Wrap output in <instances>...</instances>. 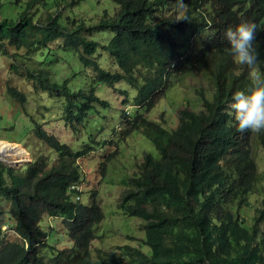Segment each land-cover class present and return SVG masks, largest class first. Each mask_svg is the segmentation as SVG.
Segmentation results:
<instances>
[{
	"label": "trees",
	"instance_id": "trees-1",
	"mask_svg": "<svg viewBox=\"0 0 264 264\" xmlns=\"http://www.w3.org/2000/svg\"><path fill=\"white\" fill-rule=\"evenodd\" d=\"M43 1L0 0L1 5L20 3L15 15L0 17V56L12 61L10 75L24 78L64 104L62 118L76 130L85 129L95 103L106 104L96 93L98 87L123 84L132 90L136 110L132 114L121 110L123 135L142 134L156 154L146 153L140 163L131 165L120 207L133 201L135 209L123 213L145 221L139 241L151 248L147 264H264V239L258 237L261 215L249 229L238 212L257 178L252 132L236 130L232 109L233 94H247L251 87L250 70L236 63L232 66L224 39L228 27L241 20L255 22L253 47L257 67L264 74V0H107L114 6L112 12L104 10L95 21L69 23L61 20L63 13L58 9L35 19L31 5ZM104 30L113 33L106 44L83 36ZM59 39L64 48L77 52L80 68H74L71 76L82 77L85 69L92 70L85 88H74L70 74L57 79L56 72L42 67L40 62L45 64L47 56L30 59L48 42ZM9 47L23 48V52L10 53ZM100 49L115 60L116 70L104 69L95 59ZM193 70L208 71L211 99L204 97L197 110L179 111L178 125L172 130L165 128L162 117L161 121L149 119L171 81ZM6 91L19 104L26 102L16 87L8 86ZM126 94L121 91L124 105ZM34 134L61 158L46 168L42 157L26 165L22 173L0 163V197L9 201L14 231L21 239L0 247V264H120L109 251L97 250L96 259L91 258L94 226L104 213L95 190L87 205L81 202L83 191L68 194L69 186L81 181L78 163L65 159L71 156L70 147L40 125L34 127ZM259 141L264 148V132ZM114 146L118 151L106 153L98 163L101 175L119 152L120 144L114 142ZM90 148L87 143L77 155ZM42 214L65 217L71 244L55 251L52 247L51 258L43 253L47 245L37 227Z\"/></svg>",
	"mask_w": 264,
	"mask_h": 264
},
{
	"label": "rangeland",
	"instance_id": "rangeland-1",
	"mask_svg": "<svg viewBox=\"0 0 264 264\" xmlns=\"http://www.w3.org/2000/svg\"><path fill=\"white\" fill-rule=\"evenodd\" d=\"M78 4L68 6V2L72 0H58V4L64 5L62 20L69 19L80 20L82 17L86 21H95L104 11H112V6L107 0H77ZM48 4L35 6V19L42 20L50 12L52 0H47ZM20 3L0 4V17L12 16L20 11ZM72 11L69 14L68 11ZM60 8V7H59ZM159 15V14H158ZM113 34L96 33L87 34L102 44H105ZM50 42L48 46L41 51H36L33 58L40 54L43 59L47 56L45 64L40 62L42 67L53 70L57 73V79L70 74V82L74 88L86 87L90 82L91 69H85L83 76L74 74L75 66L79 69L77 60V52L69 48H64L63 43L59 40ZM10 53L20 52L9 47ZM53 59V60H51ZM95 59L103 66L111 70H116L114 60L102 51H98ZM234 66V60H231ZM10 58L8 56H0V141L3 140L11 145H19L26 152L20 157V151L14 148L6 147L4 151L9 160L6 165L13 166L18 173H22L23 165L40 160L45 157L44 167H49L52 162H57L61 158V154L52 150L41 139L34 134V127L40 125L47 133L53 134L62 143L70 147L72 153L67 161L74 160L79 165L81 172V188L84 194L81 201H89L90 192L97 191L96 199L98 200L104 219L99 222L95 228L96 241L91 246V253L97 249L107 248L114 249L119 253L118 247L121 244L137 245L136 247L144 253L148 250L139 240L144 236V224L140 218H130L122 214V208L119 206L118 197L126 190L127 181L131 177V165L138 163L146 153L156 154L153 145L140 133L132 132L124 137L122 129L124 124L121 122V110L132 114L136 110V106L132 103V90L123 84H117L114 88L100 86L96 93L106 104L95 103V109L89 113L88 123L85 129H73L65 124L63 120L64 104L54 101L42 92L39 88L30 85L24 78L10 75ZM55 79V76L52 77ZM81 81V84L79 82ZM16 87L22 91L26 97V102L19 104L7 93V87ZM125 90L128 96V103L124 105L121 101L124 96L121 91ZM213 94V85L208 71H189L182 76H178L170 83L169 90L158 100L154 109L148 114L149 119L161 121V117L165 121V128L171 130L178 125V113L185 108L199 109L204 97L211 99ZM34 122V123H33ZM124 137V138H123ZM92 147L89 152L81 155L85 147V142ZM114 142H118L119 152L113 159L107 163L104 175H101L98 163L108 152L118 151ZM1 143V142H0ZM4 143V142H3ZM5 144V143H4ZM6 146V145H5ZM10 151V152H9ZM15 153H19L16 156ZM252 155L255 156L259 173L258 192L250 195L247 205L239 208V213L246 218L249 224L254 214V205L259 206V202L264 200V152L258 146V140L254 139L252 144ZM13 156V158H12ZM12 158V159H11ZM140 163V162H139ZM22 167L21 171L19 168ZM135 169V166H133ZM125 189V190H124ZM87 192V193H86ZM9 202L0 197V247L2 243L9 240L17 239L13 227L14 220L10 216ZM53 223L52 232H50L49 243L60 244L63 247H69L68 236L61 231L60 220ZM245 222V223H246ZM253 224L250 223V226ZM40 227L43 223L40 222ZM260 236H264V223L259 225ZM130 246V248H136ZM92 259H96L91 255ZM135 259L139 257L135 255Z\"/></svg>",
	"mask_w": 264,
	"mask_h": 264
},
{
	"label": "clouds",
	"instance_id": "clouds-1",
	"mask_svg": "<svg viewBox=\"0 0 264 264\" xmlns=\"http://www.w3.org/2000/svg\"><path fill=\"white\" fill-rule=\"evenodd\" d=\"M40 4H42L43 6H46L48 4V2H47V0H44L42 3L41 2H38V3L35 2V3H33L31 5V9L33 10V8H35V6L40 5ZM75 4H78L77 0H72V2H68V6L72 5V7H73V5H75ZM59 7H64V5L58 4V0H56V5L51 7V10H50L49 13H52L54 10L57 11V9H58L59 12L63 13V11H62L63 8H59ZM112 9H114V6H112ZM69 10H71V9H69V7H68V11ZM109 12H112V11H109ZM69 14H72V11H69ZM62 16H63V14H62ZM72 20L74 22H79V21L85 20V19H84V17H82L80 20H74L72 18L69 19L67 17L66 20H62V21H67L69 23ZM96 33H109V34H111L112 32L109 31V30L94 31L93 33L84 32L83 36H85L89 40L97 41L96 39L87 36V34L90 35V34H96ZM256 34H257V24L255 22H252V21H249V20H241L240 23H238L234 28L233 27H228L225 30V32H224V39L226 40V42L228 44V47L225 49V51L228 53V55H230L232 57V60H234V62L236 64L241 65V66H246L250 70L251 87L248 90L247 94L245 92H243V91H236L233 94V97H232V101H233L232 109H233V112H234V119L236 121V126H237L236 130L238 132H241V133H243L245 131H251L252 132V136H251L252 137V140H251V156L253 158L252 160H253V162L255 164V167H256V176H257V178H256V183H255V185L253 187L254 190H253L252 193H250V195H252V194L255 195L258 192V182H259V173H258V168H257V162L255 160V156L252 155V144H253L254 139L258 140V146L264 152V148H263L262 144L259 141V136L262 134V132H264V74H262L260 72L259 68L257 67V65L259 63L258 54L256 52V49L253 47V42L256 39ZM60 41L62 42V40H60ZM51 42H57V41L54 40V41H51ZM48 43H50V42H48ZM101 45H102V43H101ZM47 46H48V44L46 45V47ZM22 49L23 48L16 49V50L18 51V50H22ZM42 49H44V48H42ZM42 49H39L37 51H41ZM17 53H20V52H17ZM105 53H107V52H105ZM110 58H112V57L110 56ZM36 59H37V57H36ZM114 62H115V60H114ZM10 63H12L11 60H10ZM99 64L104 69H108L107 67L103 66L101 63H99ZM77 65H79V64H77ZM75 66H73V68H76ZM166 92H165V94H166ZM162 97L163 96H161V98ZM88 142H89V140H87V142H85V145ZM8 160H9L8 158H4V159L0 158V163L3 166L12 167L13 169H15L13 166L6 165L9 162ZM32 162L33 161H31L30 163L24 164L22 167L24 168L26 165L29 166V164H31ZM22 167L19 168L20 171H21ZM22 172H23V170H22ZM73 190H77L78 192L82 191L81 181L79 183H77V184H74V185L71 184L69 186V188L67 189V192H68V194L71 195V197H72V191ZM96 193H97V191H96ZM84 194H81V197ZM250 195L248 196V199H249ZM73 196L76 199H78V194H74L73 193ZM88 198H89V195H88ZM248 199H247V203L244 204V205L248 204ZM81 202L84 203L85 205H87L89 203V201L85 202L84 200L81 201ZM97 203L100 206L98 200H97ZM118 203H119V206H121L120 196L118 197ZM259 203H260L259 206H255L254 205V209H253L254 210V214L251 217V219L249 221V224L247 223L248 221L246 222V218L244 216H242L240 213L239 214L241 215L242 220L244 221V223H243L244 226L249 228V229L255 225L254 218L256 216H260L261 215V219L258 222V231L260 233L259 225L264 223V200H261ZM122 207H124V209H122V214H123V211H126V209H130V210L131 209H135V203L133 201H128ZM100 208H101V206H100ZM101 210H102V208H101ZM238 212H239V209H238ZM125 216H127V215H125ZM128 217L135 218V216H128ZM55 219H56V221L60 220L61 231L63 232V234L65 233L67 235L66 223L64 224V220H65L64 216H53L51 214H42L40 219L37 222V227L44 234L42 240L47 245L46 249L43 250V253L48 254L49 258H51V256H52V250H51L52 247L54 248L53 251L63 248V246H60V244L51 245L49 243L50 232H52V230H54L53 229V223H55L54 222ZM103 219H104V216H103ZM40 222L43 223V227H40ZM250 223L253 224V225L250 226ZM98 224L99 223H97L94 226L95 239L90 244V254L91 255L95 256V253H96L97 250H101L103 252H108L109 251V252H113L114 258L117 261H119L120 264H147V262L151 258V253H152L151 248L147 244H145V245L142 244V245L148 250V253H144L141 250H139L136 247L137 245L121 244L122 247H118L119 253L116 252L114 249L102 248V249H97L94 252V254H92L91 253V246L94 243V241H96L95 228H96V226ZM13 229H14V227H13ZM14 233H15V231H14ZM259 233H258L259 240L264 239V236H260ZM16 237L18 238L19 236H17V234H16ZM13 241H21V239L18 238V240H16V239L15 240H9V241H6L5 243L13 242ZM22 242H23L24 248H27L28 247L27 243L24 242L23 240H22ZM3 244L4 243H2V245ZM36 245H38V244H36ZM130 246H134L136 248L132 249V248H130ZM69 247H67V248H69ZM64 248H66V247H64ZM135 255H137L139 257L138 260L135 259Z\"/></svg>",
	"mask_w": 264,
	"mask_h": 264
},
{
	"label": "bare ground",
	"instance_id": "bare-ground-1",
	"mask_svg": "<svg viewBox=\"0 0 264 264\" xmlns=\"http://www.w3.org/2000/svg\"><path fill=\"white\" fill-rule=\"evenodd\" d=\"M1 143H0V158L1 159H4V158H7V157H5V155H7L6 153H5V151H4V148H6V147H8L9 148V150H10V148H14V150L16 151V149H18L19 151H20V157L21 156H23V155H25L26 154V152L24 151V149H22L21 148V146H19V145H11V144H9V143H7V142H5V141H3V140H1L0 141ZM5 144H4V143ZM6 145V146H5ZM10 152V151H9ZM14 154L16 155V156H18L19 155V153H15L14 152ZM12 158H13V156H12ZM11 158V159H12ZM9 162H12V160H8Z\"/></svg>",
	"mask_w": 264,
	"mask_h": 264
}]
</instances>
